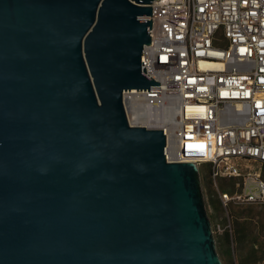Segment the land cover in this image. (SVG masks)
<instances>
[{"label":"water","instance_id":"95a60500","mask_svg":"<svg viewBox=\"0 0 264 264\" xmlns=\"http://www.w3.org/2000/svg\"><path fill=\"white\" fill-rule=\"evenodd\" d=\"M152 0H0V264H222L194 161L129 122Z\"/></svg>","mask_w":264,"mask_h":264},{"label":"built area","instance_id":"2783aa9c","mask_svg":"<svg viewBox=\"0 0 264 264\" xmlns=\"http://www.w3.org/2000/svg\"><path fill=\"white\" fill-rule=\"evenodd\" d=\"M150 5L141 54L159 90L123 91L127 118L163 130L168 161L206 164L231 232L229 204L264 206V0Z\"/></svg>","mask_w":264,"mask_h":264},{"label":"trees","instance_id":"16d2710c","mask_svg":"<svg viewBox=\"0 0 264 264\" xmlns=\"http://www.w3.org/2000/svg\"><path fill=\"white\" fill-rule=\"evenodd\" d=\"M227 180L232 184L234 182L233 179ZM221 189L232 191L225 187ZM211 204L215 209L222 206L218 195L215 201L211 200ZM230 212H228V214L231 218L232 231L229 232V230L225 228L220 238L224 241L227 252L236 255L237 261L234 264H264V241L260 240V236L264 237V219H255L254 214H248L243 219H240L239 212L235 210ZM224 219L226 220L225 215ZM248 235L251 236L247 241ZM215 241L219 254L218 239L216 238ZM247 243H249L248 246Z\"/></svg>","mask_w":264,"mask_h":264},{"label":"rangeland","instance_id":"374dc122","mask_svg":"<svg viewBox=\"0 0 264 264\" xmlns=\"http://www.w3.org/2000/svg\"><path fill=\"white\" fill-rule=\"evenodd\" d=\"M199 177H200V184H201V191L203 194L205 208L208 214V217L211 222V227L213 231L214 238L218 239V248H219V257L222 261V264H234L237 261L236 255L234 253L229 254L226 249V245L224 241L220 238L222 234V229H217V224H219L220 228H222L226 224V220L224 219V215L226 210L223 206L218 207L215 209L214 206L211 204V200L217 199V191L214 181L209 176L208 172L206 171V164H202V166L198 169ZM217 184L220 188L225 187L227 189L233 190L234 186L230 183L227 179H220L217 181ZM235 210L239 212L240 219H243L248 214H254L255 219H264V206L263 205H255V204H247V205H236V204H229L227 206V211L230 212ZM231 213V212H230ZM251 235L247 236V241L249 240ZM264 237L260 236V240L264 241ZM249 243H247V246Z\"/></svg>","mask_w":264,"mask_h":264},{"label":"bare ground","instance_id":"6f19581e","mask_svg":"<svg viewBox=\"0 0 264 264\" xmlns=\"http://www.w3.org/2000/svg\"><path fill=\"white\" fill-rule=\"evenodd\" d=\"M130 123H132V124H137V120H132V119H130Z\"/></svg>","mask_w":264,"mask_h":264}]
</instances>
